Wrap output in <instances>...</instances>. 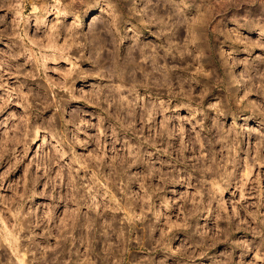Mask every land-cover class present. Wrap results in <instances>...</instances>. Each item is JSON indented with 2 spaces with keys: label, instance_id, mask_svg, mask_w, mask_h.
Returning a JSON list of instances; mask_svg holds the SVG:
<instances>
[{
  "label": "rangeland",
  "instance_id": "rangeland-1",
  "mask_svg": "<svg viewBox=\"0 0 264 264\" xmlns=\"http://www.w3.org/2000/svg\"><path fill=\"white\" fill-rule=\"evenodd\" d=\"M143 8L141 0L137 11ZM217 8L213 62L264 58V38L226 0ZM96 15L71 0H0V264H184L164 246L195 250L198 258L187 264H264V123L237 120L224 143L211 110L191 123L193 113L178 99L153 110L156 94L162 104L168 94L153 87L152 76L125 75L116 80L123 91L109 95L89 51ZM134 23L121 25V35H131ZM156 31L142 29L146 56ZM229 35L251 51L235 50ZM175 76L169 80L179 91ZM203 91L194 86V95ZM220 93L209 90L204 106L224 99ZM121 96L135 107L113 103ZM182 120L188 147L181 155L174 133ZM220 123L227 130L233 121Z\"/></svg>",
  "mask_w": 264,
  "mask_h": 264
},
{
  "label": "clouds",
  "instance_id": "clouds-1",
  "mask_svg": "<svg viewBox=\"0 0 264 264\" xmlns=\"http://www.w3.org/2000/svg\"><path fill=\"white\" fill-rule=\"evenodd\" d=\"M141 0H71L72 4L78 6L81 12L95 10L97 15L93 17L95 24L91 27V38L88 41L89 51L93 54L94 62L97 66L95 75L101 81L108 80L109 95L111 92H121L123 89L116 84V80H123L125 75L133 81L139 74L147 80L150 76L154 77L153 87L164 89L168 94V102L160 103L157 93V103L153 110L163 111L167 103L173 99L179 100V107L188 108L192 117L188 120L191 123L196 116H203L209 110L215 113L213 129L220 134L221 141L228 142V137L236 129L235 121L258 120L264 123V58L258 62H249L245 60H236L232 64L228 61L230 56H221L220 61H215L217 53L213 52L210 46V37L218 35L212 25V21L218 14L217 4L221 0H143L144 8L137 11V5ZM229 5L237 10V15L243 20V26L251 31H256L258 36L264 38V0H226ZM57 6L61 0H55ZM257 6L258 11L253 14V7ZM127 9V11H125ZM59 8L57 7V11ZM162 12L163 15H157ZM63 15L64 13H60ZM135 23L132 26V34L121 35V25ZM43 21H38L42 24ZM154 25L156 44L151 47L150 55H145L146 49L141 42L142 29ZM56 31V26H53ZM128 40L127 47L122 45ZM231 41L234 49L237 51H251V46L244 44L239 39H234L232 35L227 37ZM243 45V47H237ZM161 52L163 55L161 56ZM207 53V57L205 55ZM201 61L209 63L212 71L203 70ZM171 63L172 67H168ZM184 67L181 69L180 65ZM236 67H242L241 72L233 71ZM150 69V71L148 70ZM221 69L223 71H221ZM176 72L175 79L179 82V91L171 87L169 73ZM184 73H189L185 76ZM155 77H159L158 79ZM203 77V79H200ZM185 85L187 89L185 90ZM194 86L202 88L201 95H194ZM221 89L220 95L224 97L219 103L204 106V97L209 90ZM69 91L70 89H65ZM101 94L104 89L98 90ZM130 91H135V88ZM243 92V96L240 93ZM225 93L227 95L225 96ZM255 97V98H252ZM74 99V97H72ZM93 101L98 105L100 95L93 94ZM137 99H141L137 97ZM107 102V98L105 99ZM126 96H121L119 100H113V103L119 104L121 108L132 107L133 102H127ZM148 112V109H145ZM131 115V112H129ZM230 117L233 121L232 126L225 130L220 123L222 119ZM167 119L165 124H167ZM86 123V122H81ZM174 133L181 137V155L187 150V145L183 141V125ZM197 123L203 127V124ZM132 125L129 124L128 128ZM212 135V133H209ZM167 135V133H165ZM146 142V141H145ZM195 143H199V138ZM155 147V143L150 144ZM239 144L234 143L228 150L235 153ZM161 154H168L167 149H157ZM136 159L133 158L132 163ZM130 166V165H129ZM197 235H205L197 232ZM204 241L202 240L201 243ZM155 251V249H154ZM163 251L171 253L172 257L177 255L185 258L187 261L198 258L195 250L174 251L168 246L163 247ZM168 259L167 256L164 257ZM173 264L176 261L173 260Z\"/></svg>",
  "mask_w": 264,
  "mask_h": 264
},
{
  "label": "bare ground",
  "instance_id": "bare-ground-1",
  "mask_svg": "<svg viewBox=\"0 0 264 264\" xmlns=\"http://www.w3.org/2000/svg\"><path fill=\"white\" fill-rule=\"evenodd\" d=\"M236 70V69H235ZM238 72V71H236ZM21 264H24V258H20V261H19Z\"/></svg>",
  "mask_w": 264,
  "mask_h": 264
}]
</instances>
